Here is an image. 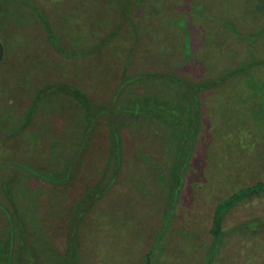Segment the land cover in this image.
<instances>
[{"label": "rangeland", "instance_id": "rangeland-1", "mask_svg": "<svg viewBox=\"0 0 264 264\" xmlns=\"http://www.w3.org/2000/svg\"><path fill=\"white\" fill-rule=\"evenodd\" d=\"M1 52L0 264H96L100 236L119 264H264V192L227 210L219 238L213 230L216 203L264 179V0H0ZM153 72L213 82L197 92L200 116L178 111L175 101L190 104L182 84ZM57 81L84 92L89 109L52 92L29 116L38 90ZM141 95L181 112L177 142L167 115L130 112ZM115 109L118 175L84 210L76 245L68 221L111 169ZM199 123L181 179L170 178ZM78 146L68 178L40 176L64 173Z\"/></svg>", "mask_w": 264, "mask_h": 264}, {"label": "trees", "instance_id": "trees-1", "mask_svg": "<svg viewBox=\"0 0 264 264\" xmlns=\"http://www.w3.org/2000/svg\"><path fill=\"white\" fill-rule=\"evenodd\" d=\"M38 13H39V15H41L40 17L43 19L44 23L46 24L47 18L44 15V13L41 12L40 10L38 11ZM45 26L47 29H49V26H47V25H45ZM49 35L50 36L52 35V29H51ZM152 75L169 77L173 81H178L179 83H181L183 88H184V91H182V96H183V98L184 97L186 99L188 98L187 102L190 104H188L187 106H183L182 100H181V102L175 101V103L180 105L178 107V111L182 112V110L183 111L187 110L189 112L190 110H193L196 113V115L198 114L200 116V114H199V100H198L197 92L200 89L207 88L213 82L204 81V80L203 81H196V82H188V81L182 80L180 77H178L175 74H169V73L153 72ZM134 78H135V76L131 77L132 80ZM215 80H217V79H215ZM52 92L66 93L67 95L72 97L74 100H76L77 102L82 104L87 110L91 106V103L87 99L84 92H82L81 90H79L77 87H75L72 84L64 83L62 81H57V82L47 83L43 87H41L40 90H38V92L34 98V102L31 103L29 116H31L33 114V111L36 108V103H37L38 99L41 98L45 93H52ZM190 92H191L192 96H190ZM158 97H154V96L150 97V95H141L140 97L136 96L135 98L130 100V108L126 107V109L128 108L130 110V112L134 115H138V114L143 113V112L151 113V114L155 115L156 117H160V115L161 116L167 115L170 118L168 120V122L171 124V127H173V129L172 128L169 129L168 132L171 130L170 136L174 135L176 137L175 142H177V140H179L178 138H180V135L178 134V133H180V131L177 130V125L181 126V128H183V129H184V127L182 126V123L180 121L173 119L174 115L177 112L175 110H172L173 109L172 107H174V105L169 104V101H166V100H164L162 98H158ZM103 109L104 108H102V107L101 108L98 107L97 109H95L94 115H97ZM160 110H162V112L158 115L157 113H159ZM119 111L120 110L115 109L113 111V113H111V111L106 110V114H107V118H108V122H107V125H108V163L112 162L111 169H110V171H104L100 175V177L98 178L96 183L86 191V193L82 196V198H80L78 200L76 210L71 215V217L68 221V225H69L68 234L72 238L71 241L76 242V245L78 243L77 233L79 230V223L82 219L81 215L83 214L84 210L86 211V208L89 207L91 205V203H94L96 199H98L100 196H102L112 186V184L115 182V179L118 175V170H119L120 163H121V153H122V136H121V127L122 126L121 125L123 123V120H121L115 116V113H119ZM181 112H177V113H181ZM91 116L92 115L89 116L90 119H89V122L87 124H91L94 121V119L91 118ZM198 121H200V117H199ZM194 126H195V128H193V126H190L192 128V131L194 129V133L192 134V136H187L184 138V141H186V144L184 143V145L181 146V149H180L181 155H179L177 153V155L173 157V158H175V160L174 161L172 160L173 165H172V169H171V175H170L171 177L170 178H172L174 176L177 179H181V177H182V173H183L184 169L186 168L187 160H188L190 152H191V147L193 145V141L195 139V136L197 135L196 133L199 130L200 123L197 125L195 124ZM86 128L88 129V126H86ZM87 133H88L87 131L83 132V135L80 139L82 147L85 144V140L88 138ZM176 145H177V143H176ZM81 146H78L73 157L70 158L68 164H66V167L64 168V173L58 174V172L52 171V173L44 174V173L40 172V176L44 177V178H46L52 182H55V183H58L62 180H65L66 178H68L71 175V170L74 169L76 163L79 161V158H80L79 156L82 153L81 152L82 151ZM176 149H177V146H176ZM173 154H174V152H173ZM7 192L10 193L8 190H7ZM261 192H264V179H258L253 183L241 186V187L233 190L232 192H230L226 196H224L222 199H220L216 203V205L214 207V212H213V223H214V229L213 230H214L216 238L220 237L221 220H222L223 215L227 212V210L230 207H232L239 200H241L245 197H250L254 194H259ZM12 197H13V199H11V200L15 201L14 196H12ZM77 213H79L78 216H77ZM19 220H20V218H19ZM21 234H22V236L23 235L26 236V231L22 230ZM159 236H160V233H159ZM71 241L69 244L70 245L69 250H70L71 255H72V252L74 253V258H75L76 245L71 244ZM154 244H155V242H154ZM151 248L149 249V251L151 250ZM149 251H148V253H149ZM148 255H147V258H148ZM56 259L60 260L58 258H56ZM145 263H147V262H145ZM74 264H75V259H74Z\"/></svg>", "mask_w": 264, "mask_h": 264}, {"label": "crops", "instance_id": "crops-1", "mask_svg": "<svg viewBox=\"0 0 264 264\" xmlns=\"http://www.w3.org/2000/svg\"><path fill=\"white\" fill-rule=\"evenodd\" d=\"M95 249L98 250V251H96V254H95V260H98V261H95L96 264H119L118 258L116 256L110 255L107 248H105V247L102 248L101 236L99 238V243H97V248H95ZM130 257L128 258V262L125 260H122L121 264H130ZM86 264H90V263H86Z\"/></svg>", "mask_w": 264, "mask_h": 264}, {"label": "water", "instance_id": "water-1", "mask_svg": "<svg viewBox=\"0 0 264 264\" xmlns=\"http://www.w3.org/2000/svg\"><path fill=\"white\" fill-rule=\"evenodd\" d=\"M1 56H2V52L0 53V58H1Z\"/></svg>", "mask_w": 264, "mask_h": 264}]
</instances>
